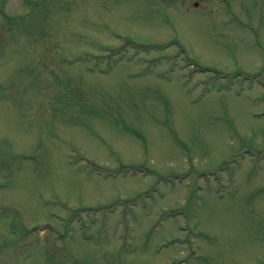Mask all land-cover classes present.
Segmentation results:
<instances>
[{
	"label": "rangeland",
	"instance_id": "374dc122",
	"mask_svg": "<svg viewBox=\"0 0 264 264\" xmlns=\"http://www.w3.org/2000/svg\"><path fill=\"white\" fill-rule=\"evenodd\" d=\"M0 264H264V0H0Z\"/></svg>",
	"mask_w": 264,
	"mask_h": 264
}]
</instances>
